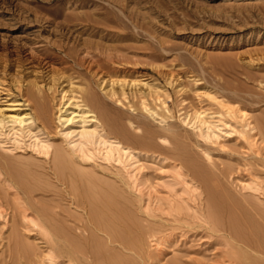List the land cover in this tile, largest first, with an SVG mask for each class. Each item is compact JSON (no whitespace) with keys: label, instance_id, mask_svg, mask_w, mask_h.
I'll use <instances>...</instances> for the list:
<instances>
[{"label":"rangeland","instance_id":"374dc122","mask_svg":"<svg viewBox=\"0 0 264 264\" xmlns=\"http://www.w3.org/2000/svg\"><path fill=\"white\" fill-rule=\"evenodd\" d=\"M65 92L68 97L81 93L96 97L112 130L123 129L140 137L148 130L158 144V138L178 137L192 159L197 158L209 172L206 187L218 200L226 201L230 195L242 200L245 193L240 185L251 182L264 192V0H0V121L4 122L0 167L11 174L19 171L15 177L25 182L19 189L29 212L39 214L45 226L57 232L50 233L61 236L62 240L57 239L63 248L75 245L71 242L72 221L83 214L73 209V196L80 194L74 189L77 186L79 190L82 184L85 188L93 179L104 182L108 178L102 175L103 168L92 165L96 169L90 171L96 175L89 180L87 166L80 168L78 164L80 171L85 169L79 172L86 174L88 181L80 182L81 175L78 180L77 166L73 177L72 165L67 173L70 170L76 181L61 170L59 175L66 176L61 184L51 164L31 148L33 140L27 135L14 139L5 123L15 116L40 119L36 122L38 137L49 139L52 147L59 145L56 149L60 151L64 144L60 146L57 109ZM111 93L120 104L107 98ZM226 107L250 116V127L255 126L258 133L247 130L237 115L228 120ZM202 111L222 118L217 142H203L191 128L194 113ZM40 115L47 126L41 124L44 119ZM99 173L102 178L97 177ZM196 186L201 192L205 189L198 183ZM1 189L0 199H9L4 208L10 216L11 198L6 188L4 192ZM259 211L264 212V194L259 196ZM1 229L0 261L10 264L8 250L12 264H28L30 257L39 255L38 236L20 233V245L10 249L6 241L11 229ZM210 241L204 235L188 236L185 243H177L166 252L162 264H212L220 255L213 258ZM144 252L151 264L156 259L153 246L148 244ZM254 253L248 251L259 262V253Z\"/></svg>","mask_w":264,"mask_h":264},{"label":"bare ground","instance_id":"6f19581e","mask_svg":"<svg viewBox=\"0 0 264 264\" xmlns=\"http://www.w3.org/2000/svg\"><path fill=\"white\" fill-rule=\"evenodd\" d=\"M66 94L67 92L63 94L57 109V122L61 128L62 139L60 146L62 143L64 144L60 151L58 150L60 148L56 149L59 145L56 147L53 145L54 149L50 145L52 142L50 143L49 139L44 136L38 137L40 128L37 127L36 122L41 121L40 119L35 120L25 116L9 117L5 123L10 125L8 132L14 139L27 135L30 141L33 140L31 148H35L33 151L49 162H46L47 164H51L52 172L56 174V179L61 184L64 183L63 179L66 177L64 175L63 178L62 175H59L61 170L66 172L69 177L72 169H75L76 166L79 169L78 164L81 165L80 168L90 166L89 170L85 168L90 173L92 165L100 169L103 168L102 175L108 178V181L111 179L113 182L110 184L111 182L108 183L107 180L101 182L99 179L97 181L93 179L94 181H89L91 185L87 184L83 188L82 184L79 190L77 186L75 189L73 188L75 182H72L74 184L71 187L80 192L78 195L72 193L74 195L72 202L76 205L73 209H80L83 214H80L79 218L74 215L76 219L74 218L72 221L73 226L70 229L71 233L69 232L73 238L71 242L75 245L73 247L67 245V248H63L60 247L61 236L51 234L50 231L53 229L50 230L45 226L46 224L41 221L38 213L36 215V212L34 214L29 212L28 203H26L25 197L21 196L19 189L24 181L18 182L19 179L16 178L19 176V174L17 176L19 171L15 169L17 172H14V175V173H10L11 171L8 172L7 169H3V171L0 167V186H3L0 189L2 192L6 188V192L11 198L10 203H12V212L9 216L4 208L8 195L5 197L7 198L5 201L0 199V226L6 230L11 229V233L8 232L11 235L7 238L6 248L11 249L12 246L20 245V243L17 244V237L20 233H25L27 236H38L39 241L41 240L39 242L35 238L36 246L39 245L36 250L39 251V255L33 256L34 258L30 257V259L28 257V264H148V259H146L148 254L146 255L147 252L145 253L144 250L150 244L156 255V259L151 264H162L166 252L171 250L174 245L180 244V242L185 243L188 236L195 238L198 235H204L212 241L211 245H214L213 258L216 259L220 255V260L216 259L212 264H264L263 259L260 261L261 256L264 257V212L259 211V196L264 192L258 184L255 182L241 184L240 190L245 193L242 200H236L230 195L226 196V201H220L206 187L207 173L209 172L196 162L197 158L192 159L191 153H187L186 147L184 148L180 144L178 137L171 135L167 137L168 140L158 138L160 143L158 144L155 141L157 137L148 130H144L142 137L128 135L123 129L112 130L109 126L111 123L102 106L96 101V97L83 93L79 97L73 95L68 97ZM114 94L111 93L107 98L113 100ZM155 96L157 97L156 94ZM143 105L141 102V106L146 109L147 106ZM226 113L228 120L237 115L240 124L244 123L243 126L247 127V130L257 132L255 126L250 127L251 124L248 122L250 116L248 118L244 112L226 107ZM43 116L41 119H44ZM220 119L222 118L220 117ZM220 119H216L213 114H208L205 111L195 112L191 120V128L196 130L194 131L196 137L203 139V142L210 143L213 140V143L215 139L219 138ZM235 119L237 120V118ZM45 121L44 119L41 124L48 123ZM189 124L190 121L186 123V125ZM3 126L4 122L0 121V129ZM206 153L205 156L209 158L208 151ZM72 165H75L74 168H71ZM68 167L71 168L69 173H67ZM85 169L83 168L81 171L85 172ZM91 169L94 171L96 168ZM45 171L46 168L43 173ZM77 171L79 172L80 169ZM77 171L76 169L73 171V177H75V173H78ZM80 172L77 174V178L80 180L81 177L83 180L80 182L85 181L84 183L95 177L92 175H96L94 172V174L86 172L91 177L88 178L85 176L86 174L82 175L83 172ZM43 173L41 174L43 175ZM99 176L100 173L97 177ZM45 177L49 178L50 176ZM100 177L102 178V176ZM68 181L70 185V180ZM196 183L203 186L204 191H199L200 186L197 187ZM21 189L23 190V188ZM204 193H206L205 198L203 197ZM69 201L71 200L69 199ZM70 224L72 223L70 222ZM3 231L0 230L1 234L4 233ZM1 234L0 244L4 242ZM58 237L61 239L58 240ZM203 238L205 239V237ZM28 242L26 243L28 244ZM201 242L206 241L201 239ZM28 245L27 247H29ZM30 247L33 250L32 246ZM32 250L31 254H33ZM248 251L259 253V262H255V259L253 260L249 256ZM10 252L11 250H8L7 258L12 264L13 257ZM129 259H132V262ZM4 261H0L1 264H4ZM198 262V264H210L203 261L202 263ZM165 264L168 263L165 262Z\"/></svg>","mask_w":264,"mask_h":264}]
</instances>
